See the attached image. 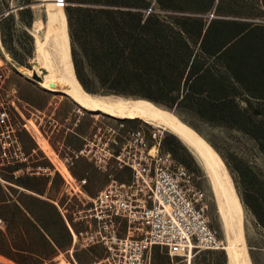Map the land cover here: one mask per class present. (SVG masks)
Segmentation results:
<instances>
[{
    "label": "rangeland",
    "instance_id": "obj_1",
    "mask_svg": "<svg viewBox=\"0 0 264 264\" xmlns=\"http://www.w3.org/2000/svg\"><path fill=\"white\" fill-rule=\"evenodd\" d=\"M168 1L179 8L161 9L165 13L173 10L204 19L207 12L215 11V20L238 22L237 30L253 33L248 52H264V0H227L224 4L219 0ZM44 2L0 0V105L8 109L28 153L27 161L15 167H4L1 172L6 178L0 179V253L18 264H50L60 257L68 264H98L104 260L106 246L100 235L97 237L98 220L86 214L94 207V199L111 183H132V168L116 155L139 129L152 145L159 141L154 133L161 134L160 150L171 152L174 164L186 168L189 173V181L184 182L187 194L205 208L212 227L225 244L224 219L210 177L199 157L179 136L139 118L120 119L83 108L74 99L43 87L22 71L34 68L33 33L36 21L46 24L47 3ZM148 2L154 10L160 8L157 0ZM71 4L74 3L69 1L68 6ZM60 6L66 19L77 75L66 12L68 6ZM93 91L110 93L103 88ZM119 95L157 104L196 130L195 126L200 129L198 131L208 140L227 170L245 212L243 229L251 263L264 264V220L258 216L264 209V153L257 140L240 129L217 126L189 113L179 115L146 97ZM40 137L50 145L53 154L42 147ZM221 153L228 158L234 176ZM102 154H106L105 162L97 164L96 156ZM63 163L73 177L64 174ZM15 176L21 177L20 180H12ZM84 179H87L86 183H83ZM119 223V235H126L128 222L122 219ZM132 231V235L140 237L145 229L137 225ZM150 258L151 264H190L185 254L171 255L160 245L152 248ZM228 262V252L221 248L195 251L191 264Z\"/></svg>",
    "mask_w": 264,
    "mask_h": 264
},
{
    "label": "trees",
    "instance_id": "obj_2",
    "mask_svg": "<svg viewBox=\"0 0 264 264\" xmlns=\"http://www.w3.org/2000/svg\"><path fill=\"white\" fill-rule=\"evenodd\" d=\"M66 1L74 3L66 12L85 88L146 97L179 115L243 130L264 153V52H248L252 32L237 30L234 20L165 13L179 8L168 0L149 12L148 0ZM18 164L1 166L0 179L4 167ZM258 216L264 220V209Z\"/></svg>",
    "mask_w": 264,
    "mask_h": 264
},
{
    "label": "built area",
    "instance_id": "obj_3",
    "mask_svg": "<svg viewBox=\"0 0 264 264\" xmlns=\"http://www.w3.org/2000/svg\"><path fill=\"white\" fill-rule=\"evenodd\" d=\"M57 1L67 5L66 0ZM215 17V11L206 14L208 22ZM154 137L159 141L152 145L142 130L133 132L116 155L132 168V183H111L94 199V207L88 209L86 215L98 220L97 237L100 235L106 246V258L98 264H151L150 251L155 245L166 248L171 255L223 248L205 208L187 194L184 182L189 181L188 171L174 164L171 152L160 150L161 134L155 132ZM106 154L96 156V163H104ZM27 160L28 153L9 111L0 105V167ZM122 219L129 224L123 236L119 235ZM137 225L145 229L140 237L132 235ZM50 264L68 262L60 257Z\"/></svg>",
    "mask_w": 264,
    "mask_h": 264
},
{
    "label": "bare ground",
    "instance_id": "obj_4",
    "mask_svg": "<svg viewBox=\"0 0 264 264\" xmlns=\"http://www.w3.org/2000/svg\"><path fill=\"white\" fill-rule=\"evenodd\" d=\"M43 1L47 3V21L45 25L39 21L35 22L34 68L22 69V71L43 87L59 92L58 95L62 97L68 96L74 99L83 108L120 119L139 118L179 136L199 157L210 177V183L224 219L226 242L223 248L229 255L228 264H252L248 252L249 244L245 240L243 229L245 212L237 199L227 170L208 140L178 115L157 104L115 93L86 90L75 74L66 19L60 3L57 0ZM39 142L48 153L53 154L50 145L43 138L40 137ZM61 169L64 174L73 177L65 163L62 164ZM193 253L185 254L190 264ZM0 264L18 263L0 253Z\"/></svg>",
    "mask_w": 264,
    "mask_h": 264
},
{
    "label": "crops",
    "instance_id": "obj_5",
    "mask_svg": "<svg viewBox=\"0 0 264 264\" xmlns=\"http://www.w3.org/2000/svg\"><path fill=\"white\" fill-rule=\"evenodd\" d=\"M1 48H3V47L1 46Z\"/></svg>",
    "mask_w": 264,
    "mask_h": 264
},
{
    "label": "water",
    "instance_id": "obj_6",
    "mask_svg": "<svg viewBox=\"0 0 264 264\" xmlns=\"http://www.w3.org/2000/svg\"><path fill=\"white\" fill-rule=\"evenodd\" d=\"M11 10H9V12H10Z\"/></svg>",
    "mask_w": 264,
    "mask_h": 264
}]
</instances>
